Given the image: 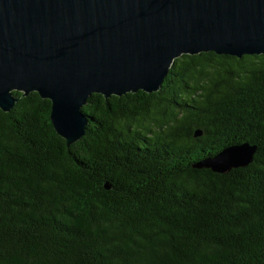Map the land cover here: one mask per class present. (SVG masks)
Masks as SVG:
<instances>
[{"label":"trees","instance_id":"trees-1","mask_svg":"<svg viewBox=\"0 0 264 264\" xmlns=\"http://www.w3.org/2000/svg\"><path fill=\"white\" fill-rule=\"evenodd\" d=\"M14 94L0 264H264V53H186L157 91L92 93L69 145L49 98ZM244 141L248 165L195 166Z\"/></svg>","mask_w":264,"mask_h":264},{"label":"water","instance_id":"water-1","mask_svg":"<svg viewBox=\"0 0 264 264\" xmlns=\"http://www.w3.org/2000/svg\"><path fill=\"white\" fill-rule=\"evenodd\" d=\"M205 51L263 54L264 0H0V107L37 91L69 145L92 93L157 91L175 58ZM256 150L244 141L195 166L225 172Z\"/></svg>","mask_w":264,"mask_h":264}]
</instances>
